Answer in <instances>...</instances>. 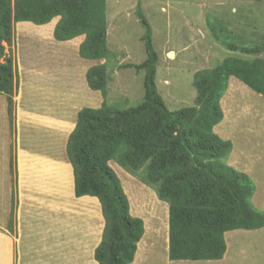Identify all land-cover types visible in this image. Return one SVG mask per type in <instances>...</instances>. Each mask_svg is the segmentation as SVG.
<instances>
[{
	"label": "trees",
	"instance_id": "1",
	"mask_svg": "<svg viewBox=\"0 0 264 264\" xmlns=\"http://www.w3.org/2000/svg\"><path fill=\"white\" fill-rule=\"evenodd\" d=\"M143 26L140 37L145 58L125 67L144 71L143 99L134 106L115 109L107 104L105 62L86 70L92 90L101 92L98 108L82 107L68 136L66 153L73 167L76 196H96L105 221L100 242L94 249L97 264H130L143 222L129 212V203L109 161L152 187L156 197L168 204V247L170 260H218L226 244L224 232L264 226V211L251 203L253 181L226 163L230 140L220 138L213 126L222 119L220 98L234 76L264 98V40L252 46L226 44L231 51L252 58L227 55L214 67L194 72V105L170 110L155 83L157 52L151 28L140 9L135 11ZM58 17L53 37L64 41L84 35L78 47L81 57L108 56L105 0H0V93L6 96V112L14 131L18 74L13 50L14 24L36 25ZM213 31V27H211ZM184 136L185 142L182 141ZM13 172V159L11 161ZM15 199L12 191L8 228L14 225Z\"/></svg>",
	"mask_w": 264,
	"mask_h": 264
},
{
	"label": "crops",
	"instance_id": "2",
	"mask_svg": "<svg viewBox=\"0 0 264 264\" xmlns=\"http://www.w3.org/2000/svg\"><path fill=\"white\" fill-rule=\"evenodd\" d=\"M57 20H58V17H54L50 21L51 24L48 22V23H45L43 25L42 24L36 25L30 21H19V22H16L14 24V35H15V28H16L17 29L16 33H17L18 37L27 38L29 35L30 36H32V35L38 36V37L40 36L39 38L36 37V39L37 40L39 39L38 42H42L41 44H44L42 46L45 47L46 44H48V42L50 44L47 45V48L46 47L42 48V46L40 44H38V46L34 47V55H35L34 56V58H35L34 63L24 64V66L21 64V65H18V67H17V62H15L17 74H18L17 75L18 76V90L14 96V101H15L14 131H12L10 128L9 119H8V115L6 112V96H5V94L0 93V264H28V262L30 264H42L43 261H44L43 264H48V263H50V264H63V263L64 264H97L96 260L93 257V253H94L95 247L97 246V244L101 240L102 231H103L104 224H105V221H104V218L102 215L101 204H100V201L98 200V198L96 196H90V195L76 196L75 195V193H74L73 167H72V164L70 163L68 156H67V153H66V144H67L68 136L76 124L78 111L82 107L98 108L102 104V98L103 97H102L101 92L98 90L90 89L88 87V85L86 86L87 82L85 79V73H86V70L88 69V67L95 65V64L103 63L105 58L87 59V58H83L79 55L78 47L84 39L83 34L72 38V40L71 39L64 40V41L56 40L53 37V28H54V25L57 22ZM44 26H45V29H44ZM35 27H36V29H35ZM30 28H31V30H33L31 32H36L39 34L30 33ZM37 28L38 29L40 28V31H34V30H37ZM44 30H46V31H44ZM41 31H43L44 33H47V34H44ZM26 33H29V34H26ZM48 36H50V37H48ZM43 37H45V38L42 40ZM46 37H48L49 40L46 39ZM40 39H41V41H40ZM45 39L47 42L45 41ZM52 40H53V43H51ZM65 41H67V42L65 43ZM66 44H67V46H66ZM6 48H8V47L5 44V50H6ZM11 48L13 50V55H14V59H15V53L17 52V50H16V48H14V46H11ZM64 49H66V50H64ZM7 51L8 50H6V52ZM65 53H66V55L70 54L68 56H72V54H74L73 56H75L74 57L75 59L74 58L71 59L72 57L70 58V57L66 56ZM52 59H53V61H52ZM66 59H69L70 62H68V60L66 61ZM57 60H59V63L55 62ZM64 62L65 63L67 62L68 64L66 63V65H65ZM85 62H88V63H85ZM57 64H58V66H57ZM60 64L61 65L63 64V65L61 66ZM32 66H34V67H32ZM37 66H38V68H37ZM21 69H22V71H21ZM52 70H54V71H52ZM66 70H69V71L66 72ZM71 70H73V72ZM29 71H31V72H29ZM80 71H81V73H80ZM60 75L63 77V79L58 80V78H62ZM42 76L43 77L46 76V77H44V79H42L43 78ZM69 77H70L71 81H70ZM28 79H30V80H28ZM37 80H39V81H37ZM34 81H35V84H34ZM44 81H45V83H43ZM50 81H52V82H50ZM48 82L49 83L54 82L53 83L54 85L49 84ZM47 84H49V85H47ZM27 85H30V86H27ZM33 85H34V87H33ZM35 85H37V86H35ZM67 86H68V88H67ZM83 86H84V88H83ZM51 87H53V88H51ZM52 89L54 91H52ZM57 89H58V91H57ZM65 89H66V92L63 91ZM68 89L71 90V92ZM85 89H86V91H85ZM80 91H82V92H80ZM32 92H33V94H32ZM85 92H86V94H89V95L86 96ZM254 92L255 91L253 89H251L249 86L244 84L242 81H240L239 79H237L234 76H230L228 79L226 91L224 92L223 96L220 98V101H219L220 107L222 110V119L216 125L213 126V131L220 138H222L224 140H230L231 141L232 149L226 158V163L228 165L232 166L234 169L245 173L253 181L254 193L251 197V203L253 204V206L256 209H258L260 211H264V132L262 133L259 131L258 132L253 131L256 133L255 134V133H252V131H251V129L253 127L257 128L256 124L258 126H260V127H258L257 130H259V128H261V126H263V128H264V114H262V113H264V110L262 112H260V114H259V108L257 107L255 109V114H254L255 120L252 122L250 121L253 124L247 122V123H249L248 125L250 128H251V125H254V126H252L251 129H249V127H247V124L242 123L244 115L249 114L250 109H246V108H249V105L250 106L253 105L252 101H254V100L252 99L253 97L251 96V94H254ZM255 93H257V92H255ZM49 94H51V95H49ZM27 95L30 97H28ZM54 95H55V97H52ZM43 96H45V97H43ZM89 96L91 97V99ZM244 96L251 98V101H250L251 103L249 105L246 101H244ZM35 97H37L38 99ZM84 97H86V98L88 97V98L86 99ZM257 97H258V95H257ZM24 98H26L28 100H26V99L24 100ZM46 98L48 100L49 99H51V100L46 101ZM31 99L33 101H31ZM35 100H37V101L34 102ZM59 101H61L62 103ZM30 102H33V104ZM49 102H52V103H49ZM37 103H39L40 106L37 105V107H35L36 106L35 104H37ZM76 103H78L79 105ZM93 103L94 104L96 103V104L94 105ZM59 105L61 106V108ZM28 107H30V108H28ZM75 107H77V108H75ZM36 108H38V109H36ZM35 109L37 110V112ZM24 110H26V113H27V111L30 113V117H28L29 113L26 114ZM29 110H31V111H29ZM232 110H234L233 111L234 113L230 112ZM61 111H63V112H61ZM36 113H38V114H36ZM236 113H237V115H236ZM50 114H52L54 117ZM230 114H231V117H233L232 114L236 115L234 117H236L237 121H234L235 118L233 120V122L236 123V125L239 124L238 122L241 121V124H242L241 130H239V125L235 126V128H234V126H232V128H234V130L238 128V130L240 132L238 134V136L235 135L234 130L230 127V125L233 124V122L231 121L232 119L229 120ZM43 116H44V118H43ZM25 117H27V119ZM58 118H60V119H58ZM55 119H57V120H55ZM65 119H67V120H65ZM22 120L23 121L26 120V122H23ZM260 121H262V122H260ZM37 122H40V123H37ZM258 123H260V124H258ZM30 124H31V126H30ZM243 125H246V129L248 128V130H250V131L243 130L244 129ZM40 126H42V128ZM33 127H35V128H33ZM255 128H254V130H255ZM263 128H261V129H263ZM28 130H30V131H28ZM36 130H37V132H36ZM38 130H39V132H38ZM242 130H243V133H244V131L245 132L248 131L252 134V136H249V134L247 132V134H248L247 138L252 137L251 139L249 138V141L246 142L245 138H241ZM45 131H46V133H45ZM28 132H29V134H28ZM49 133H50V135H49ZM36 136L38 138H36ZM25 137H27V140ZM28 137H29V139H28ZM238 137H239V142L237 141ZM40 138H42V139H40ZM50 138H52V139H50ZM60 139H61V141H60ZM242 139H244V141H242ZM34 141H36V142H34ZM240 141H242L243 144ZM20 142H22V143H20ZM42 144H44V145H42ZM47 145L48 146L51 145L52 147H47ZM54 148H56L58 151ZM32 149H34V150H32ZM43 150H45V151H43ZM40 154H42V155L40 156ZM43 155H45V157L48 155L49 157L47 156L45 158ZM41 157L43 159H41ZM53 157H54V159H53ZM36 158H38V159H36ZM12 159H13V172H11V161H12ZM48 160H49V162H48ZM44 163H45V165H44ZM108 163L110 165L113 162H111V160H110ZM48 164H49V166H48ZM51 164H52V166H50ZM46 166L49 169L46 168ZM112 167H114V170H116V165L114 163L112 164ZM53 171H54V173H53ZM53 174H55V175H53ZM44 175H45V177H44ZM125 175L127 178L136 181L132 176H130L126 173H125ZM50 178H52V179L50 180ZM53 178H56V179L54 180ZM57 180H59V181H57ZM34 182H35V184H34ZM134 185L135 186L137 185L136 187L138 189L141 188L140 190L146 189L147 190L146 192H148V198H150V200H152V202H153V199H155V198H153V193L151 191H149L146 186H144L143 184H140L138 182H135ZM58 187L61 189H59ZM12 191L14 193V199H15V211H14L13 229H12V231H10V229L8 228V224H9V217H10V210H11ZM53 191H55V192H53ZM124 191L127 192L125 187H124ZM46 192H48V194H46ZM62 192H64V193H62ZM39 193H41V195ZM37 194H39L40 196ZM52 194L53 195L56 194V195L53 197ZM65 195H67V196L65 197ZM127 197L129 199V196H127ZM60 198H63V199L58 200ZM148 198H147V200H148ZM69 200H71V201H69ZM33 201H34V203H33ZM61 202H63L64 204ZM43 203H45V205ZM155 203L160 204L156 199H155ZM36 205H38V206H36ZM50 205H52V206L50 207ZM162 205H163V210H164V218L162 219V221H163L162 222V225H163L162 228H163L164 240L167 243V247H168V220H167L168 204L166 205L165 203H163ZM35 206L39 207V208H36ZM46 207H47V209H46ZM89 207H91V208H89ZM153 208H154V206L151 203L148 207V211H150V210L153 211L154 210ZM41 209H44V210H41ZM54 209H56L58 211H56ZM38 210H40V211H38ZM129 210H130V208H129ZM55 211H56V213H55ZM64 211H66V212H64ZM152 211H150V212H152ZM62 213L63 214L67 213L69 216L65 214L66 216L64 215L65 216L64 217L62 215ZM43 214H44V216H43ZM131 215H133V214H131ZM137 215L141 216L138 213H137ZM62 216L64 217L65 220L61 219ZM47 218H49L50 220ZM45 222H47V223H45ZM93 222L94 223L96 222V223L94 224ZM70 225H72V226H70ZM143 227H144L143 228V234H142L140 240L137 242L136 251L134 253L133 260L130 264H137L138 249H139V246L141 243H143L144 246L147 245V241H148V237H147L148 234L147 233H148V231L149 232L150 231L151 232H154V231L157 232L156 230H158V229H155L154 227L150 228V226L146 222V219L143 223ZM79 229H80V231H79ZM55 230L58 232L57 235L55 234L56 232H54ZM77 230H78V232H77ZM44 233H48L49 235L48 234L46 235ZM39 234H42V235H39ZM252 234L254 236H252ZM248 236H250L249 238L252 239V241L254 243L255 250H251L249 248V247L253 248V244L248 245L245 243V240L247 239ZM41 238H45V239L43 240ZM59 239H60L61 243H60ZM224 240H225V244H226V250H225V253L223 254L221 259L215 260L218 263L228 264L229 262H234L237 264V262H238V264H240L239 255H242V256H244V259H245V260L243 259L244 260L243 262H247V257H252L249 259L250 260L249 264H251L256 260V258H263L264 257V251L258 249V247L260 245H262L264 242V226L261 228H258V229H234V230L226 231V232H224ZM239 241L244 242L246 244V247H248V248L244 249L241 252H235L234 248L236 246V243ZM43 245L46 246L47 248L44 247ZM35 248H36V250L38 249L37 250L38 252L35 250ZM53 249H56L55 250L56 252H53L54 251ZM44 250L46 252L49 250L48 254L53 252L52 254L55 253L54 255H56V256H54L52 254L48 255L47 253L44 252ZM44 254H46V255H44ZM60 254H62V255H60ZM21 255L23 256V258L21 257ZM42 256L45 258L47 256V258H49L50 260L53 258H57V261H56V259L55 260L53 259L52 261H56V262H52V261L49 262V259L46 258V260H45ZM51 256H52V258H51ZM58 257H60L59 260H58ZM32 258H35V260L30 262V260ZM36 259H38V260H36ZM25 260H27V261H25ZM36 261H37V263H36ZM206 261H212V260H206ZM191 263L195 264L196 262H191Z\"/></svg>",
	"mask_w": 264,
	"mask_h": 264
},
{
	"label": "rangeland",
	"instance_id": "3",
	"mask_svg": "<svg viewBox=\"0 0 264 264\" xmlns=\"http://www.w3.org/2000/svg\"><path fill=\"white\" fill-rule=\"evenodd\" d=\"M105 4L108 48V56L104 59L108 77L106 102L115 109L134 106L144 95V71L124 66L126 63L138 64L145 58L144 44L140 39L143 26L135 15L137 9L142 11L151 28L152 45L158 56L156 88L170 110L194 105L196 91L192 78L195 71L214 67L227 55L235 54L244 58L254 56L231 51L226 44L243 47L264 40V0H105ZM16 32L15 28L13 46L17 50V67L34 63V47L40 42L34 37L30 39V36L18 37ZM6 50L12 48L8 47ZM258 56L264 58V52ZM254 94H251L254 100L252 106L249 105L251 98L244 96V101L249 105L246 109H250L249 114L244 115V124L255 120L257 107L259 114L264 110V98L258 93ZM111 162L116 165V170L112 167L113 163L109 166L114 170L123 191L125 187L127 192L124 193L129 196L127 199L130 214L142 219L143 223L146 219L150 228L158 229L157 232L148 231L147 245L140 244L137 264H222L215 260H184L183 263V260H170L162 228V204L167 203L159 200L154 189L141 181L144 170H139L133 175L114 160ZM125 173L136 181L127 178ZM135 182L146 186L160 204H156L155 199L152 202L148 198L147 190L138 189L137 185H134ZM150 202L154 206V210H150L152 212L148 211ZM249 237L245 243L253 244V248H249L255 250ZM245 243L237 242L234 251L241 252L248 248ZM258 249L264 251V242ZM239 257L240 264H249V259L252 258L247 257V262H243L244 256ZM251 264H264V257L256 258Z\"/></svg>",
	"mask_w": 264,
	"mask_h": 264
},
{
	"label": "bare ground",
	"instance_id": "4",
	"mask_svg": "<svg viewBox=\"0 0 264 264\" xmlns=\"http://www.w3.org/2000/svg\"><path fill=\"white\" fill-rule=\"evenodd\" d=\"M49 23H50V22H49ZM50 24H51V23H50ZM50 24H49V25H50ZM42 25H43V24H42ZM26 27H27V26H26ZM35 29H36V27H35ZM41 29H42V28H41ZM44 29H45V26H44ZM42 30H43V29H42ZM31 31H33V30H31V28H30V33H32V34H39V33L31 32ZM34 31H40V28H39V29L37 28V30H34ZM44 31H46V30H44ZM41 32H43V31H41ZM22 33H23V32H22ZM43 33H44V32H43ZM26 34H29V33H26ZM44 34H47V33H44ZM44 34H43V35H44ZM41 35H42V34H41ZM29 36H30V35H29ZM33 37L36 38V37H38V36H33V35H32V36H30L29 38L32 39ZM39 37H40V36H39ZM39 37H38V38H39ZM48 37H50V36H48ZM48 37H46V39H48ZM44 38H45V37H43L42 40H43ZM46 39H45V41H46ZM36 40H37V39H36ZM48 40H49V39H48ZM71 40H72V39H71ZM38 41H39V39H38ZM40 41H41V39H40ZM54 41H55V40H54ZM43 42H44V41H43ZM46 42H47V41H46ZM46 42H45V43H46ZM66 42H67V41H65V43H66ZM68 42H69V41H68ZM40 43H42V42H40ZM40 43H38V44H40ZM51 43H53V40H52ZM49 44H50V43L48 42V44H46L45 47L47 48V45H49ZM40 45L42 46V45H44V44H40ZM66 46H67V44H66ZM45 47L42 46V48H45ZM67 48H68V47H67ZM67 48H66V49H67ZM66 49H64V50H66ZM67 50H68V49H67ZM47 54H48V53H47ZM67 54H68V53H67ZM170 54H171V53H170ZM65 55H66V53H65ZM68 55H70V54H68ZM68 55H66V56H68ZM73 55H74V54H72V56H68V57H70V58L72 57L71 59H73V58L75 57V56H73ZM30 56H31V55H30ZM53 58H54V57H53ZM57 58H58V57H57ZM57 58H56V59H57ZM74 59H75V58H74ZM32 60H33V59H32ZM67 60H68V62H70L69 59H66V61H67ZM52 61H53V59H52ZM64 61H65V60H64ZM31 62H32V61H31ZM55 62H58V63H59V60H57V61H55ZM66 63H67V62H66ZM66 63L64 62L65 65H66ZM85 63H88V62H85ZM67 64H68V63H67ZM60 65H61V64H60ZM62 65H63V64H62ZM62 65H61V66H62ZM57 66H58V64H57ZM84 66H85V65H84ZM86 66H87V65H86ZM32 67H34V66H32ZM35 67H36V66H35ZM51 67H52V66H51ZM37 68H38V66H37ZM40 68H41V67H40ZM54 68H55V67H54ZM79 68H80V67H79ZM56 69H57V68H56ZM56 69H55V70H56ZM83 69H84V68H83ZM27 70H28V69H27ZM27 70H26V71H27ZM30 70H31V69H30ZM59 70H60V69H59ZM62 70H63V69H62ZM79 70H80V69H79ZM21 71H22V69H21ZM47 71H48V70H47ZM52 71H54V70H52ZM64 71H65V70H64ZM67 71H69V70H66V72H67ZM71 71L73 72V70H71ZM75 71H76V70H75ZM29 72H31V71H29ZM55 72H56V71H55ZM47 73H48V72H47ZM80 73H81V71H80ZM83 73H84V72H83ZM83 73H82V74H83ZM61 74H62V73H61ZM63 74H64V73H63ZM65 74H66V73H65ZM67 74H68V73H67ZM71 74H72V73H71ZM31 75H32V74H31ZM48 75H49V74H48ZM51 75H52V74H51ZM55 75H56V74H55ZM29 76H30V75H29ZM60 76H61V75H60ZM64 76H65V75H64ZM78 76H79V75H78ZM42 77H43V76H42ZM44 77H46V76H44ZM44 77H43L42 79H44ZM61 77H62V76H61ZM65 78H66V77H65ZM65 78H64V79H65ZM30 79H31V78H30ZM30 79H28V80H30ZM42 79H41V80H42ZM48 79H49V78H48ZM59 79H63V77H62V78H58V80H59ZM69 79H70V77H69ZM69 79H68V80H69ZM83 79H84V78H83ZM46 80H47V79H46ZM58 80H57V81H58ZM77 80H78V79H77ZM31 81H32V80H31ZM37 81H39V80H37ZM37 81H36V82H37ZM48 81H49V80H48ZM55 81H56V80H55ZM70 81H71V79H70ZM81 81H82V80H81ZM32 82H33V81H32ZM50 82H52V81H50ZM73 82H74V81H73ZM82 82H83V81H82ZM43 83H45V81H44ZM46 83H47V82H46ZM48 83H49V82H48ZM53 83H54V82H53ZM53 83H49V84H53ZM34 84H35V81H34ZM49 84H47V85H49ZM57 84H58V83H57ZM65 84H66V83H65ZM39 85H40V84H39ZM39 85H38V86H39ZM42 85H43V84H42ZM53 85H54V84H53ZM58 85H59V84H58ZM68 85H69V84H68ZM24 86H25V85H24ZM27 86H30V85H27ZM35 86H37V85H35ZM43 86H44V85H43ZM55 86H56V85H55ZM60 86H61V85H60ZM69 86H70V85H69ZM86 86H87V84H86ZM33 87H34V85H33ZM56 87H57V86H56ZM65 87H66V86H65ZM81 87H82V86H81ZM39 88H40V87H39ZM41 88H42V87H41ZM51 88H53V87H51ZM51 88H50V89H51ZM67 88H68V86H67ZM67 88H66V89H67ZM83 88H84V86H83ZM44 89H45V88H44ZM44 89H43V90H44ZM47 89H48V88H47ZM66 89L63 90V91L66 92ZM239 89H240V88H239ZM68 90H69V89H68ZM87 90H88V89H87ZM89 90H90V89H89ZM40 91H41V90H40ZM40 91H39V92H40ZM52 91H54V90L52 89ZM57 91H58V89H57ZM60 91H61V90H60ZM69 91L71 92V90H69ZM85 91H86V89H85ZM73 92H74V91H73ZM80 92H82V91H80ZM87 92H88V91H87ZM93 92H94V91H93ZM29 93H30V92H29ZM37 93H38V92H37ZM43 93H44V92H43ZM32 94H33V92H32ZM54 94H55V93H54ZM83 94H84V93H83ZM85 94H86V92H85ZM22 95H23V94H22ZM29 95H30V94H29ZM39 95H40V94H39ZM41 95H42V94H41ZM49 95H51V94H49ZM52 95H53V94H52ZM56 95H57V94H56ZM79 95H80V94H79ZM81 95H82V94H81ZM88 95H89V94H86V96H88ZM94 95H95V94H94ZM98 95H99V94H98ZM27 96H28V95H27ZM67 96H68V95H67ZM28 97H30V96H28ZM43 97H45V96H43ZM52 97H55V95L52 96ZM52 97H51V98H52ZM64 97H65V96H64ZM70 97H71V96H70ZM81 97H82V96H81ZM89 97H90V96H89ZM35 98H37V97H35ZM59 98H60V97H59ZM73 98H74V97H73ZM76 98H77V97H76ZM82 98H83V97H82ZM84 98H86V97H84ZM87 98H88V97H87ZM87 98H86V99H87ZM22 99H23V98H22ZM25 99H26V98H24V100H25ZM33 99H34V98H33ZM37 99H38V98H37ZM39 99H40V98H39ZM54 99H55V98H54ZM74 99H75V98H74ZM90 99H91V97H90ZM98 99H99V98H98ZM26 100H28V99H26ZM47 100H48V99L46 98V101H47ZM49 100H51V99H49ZM49 100H48V101H49ZM62 100H63V99H62ZM75 100H76V99H75ZM81 100H82V99H81ZM81 100H80V101H81ZM93 100H94V99H93ZM31 101H33V100L31 99ZM36 101H37V100H35L34 102H36ZM41 102H42V101H41ZM59 102H61V101H59ZM59 102H58V103H59ZM76 102H77V101H76ZM30 103L33 104V102H30ZM42 103H43V102H42ZM42 103H41V104H42ZM49 103H52V102H49ZM53 103H54V102H53ZM61 103H62V102H61ZM79 103H80V102H79ZM96 103H97V102H96ZM96 103H95V104H96ZM47 104H48V103H47ZM55 104H56V103H55ZM76 104H78V103H76ZM83 104H84V103H83ZM93 104H94V103H93ZM95 104H94V105H95ZM23 105H24V104H23ZM35 105H36L35 107H37V105L40 106L39 103H37V104H35ZM42 105H43V104H42ZM52 105H53V104H52ZM56 105H57V104H56ZM78 105H79V104H78ZM94 105H93V106H94ZM27 106H28V105H27ZM31 106H32V105H31ZM46 106H47V105H46ZM46 106H45V107H46ZM49 106H50V105H49ZM59 106H60V105H59ZM20 107H21V106H20ZM51 107H52V106H51ZM28 108H30V107H28ZM58 108H59V107H58ZM58 108H57V109H58ZM60 108H61V106H60ZM75 108H77V107H75ZM21 109H22V108H21ZM33 109H34V108H33ZM36 109H38V108H36ZM36 109H35V110H36ZM47 109H48V108H47ZM49 109H50V108H49ZM57 109H56V110H57ZM78 109H79V108H78ZM230 109H231V108H230ZM50 110H51V109H50ZM58 110H59V109H58ZM21 111H22V110H21ZM24 111H25V113H26V110H24ZM29 111H31V110H29ZM52 111H53V110H52ZM233 111H234V110H232V111H230V112L232 113ZM32 112H33V111H32ZM36 112H37V110H36ZM50 112H51V111H50ZM61 112H63V111H61ZM27 113H29V112L27 111ZM27 113H26V114H27ZM48 113H49V112H48ZM57 113H58V112H57ZM233 113H234V112H233ZM36 114H38V113H36ZM20 115H21V114H20ZM34 115H35V114H34ZM50 115H52V114H50ZM54 115H55V114H54ZM232 115H233V117H231V114H230V119H229V120L232 119L231 121L233 122V120H234V118H235L234 121H237V120H236V117H234V116L237 115V113H236V115H235V114H232ZM52 116H53V115H52ZM72 116H73V115H72ZM28 117H30V113H29ZM31 117H32V116H31ZM34 117H35V116H34ZM47 117H48V116H47ZM49 117H50V116H49ZM53 117H54V116H53ZM22 118H23V117H22ZM25 118L27 119V117H25ZM25 118H24V119H25ZM43 118H44V116H43ZM45 118H46V117H45ZM238 118H239V117H238ZM246 118H247V116H246ZM58 119H60V118H58ZM63 119H64V118H63ZM71 119H72V118H71ZM19 120H20V119H19ZM29 120H30V119H29ZM50 120H51V119H50ZM50 120H49V121H50ZM52 120H53V119H52ZM55 120H57V119H55ZM65 120H67V119H65ZM240 120H241V119H240ZM247 120H249V119H247ZM22 121H23V120H22ZM33 121H34V120H33ZM61 121H62V120H61ZM244 121H245V117H244V120H242V123H243V124H244ZM250 121L252 122V120H250ZM250 121H248V122L251 123ZM23 122H26V120L23 121ZM53 122H54V121H53ZM260 122H262V121H260ZM37 123H40V122H37ZM45 123H46V122H45ZM60 123H61V122H60ZM238 123H239V124H237V125H239V130H241V128H242V127H241V126H242L241 121L238 122ZM249 123H246V122H245V124H247V127H249V125H248ZM25 124H26V123H25ZM42 124H43V123H42ZM50 124H51V123H50ZM62 124H63V123H62ZM62 124H61V125H62ZM231 124H232V123H231ZM234 124H235V125H234ZM251 124H253V123H251ZM258 124H260V123H258ZM18 125H19V124H18ZM26 125H27V124H26ZM51 125H52V124H51ZM59 125H60V124H59ZM63 125H64V124H63ZM63 125H62V126H63ZM237 125H236V123L233 122V124L230 125V127L232 128V126H234V128H235V126H237ZM20 126H21V125H20ZM30 126H31V124H30ZM34 126H35V125H34ZM53 126H54V125H53ZM243 126H244V125H243ZM252 126H254V125H251V128H252ZM256 126H257V128L253 127L252 129L249 127V129H251L252 133H255V132H258V131H259V132H262V133L264 132V131H263V130H264L263 126H261V128H263V129L259 128V130H257V129H258V127H260V126H258L257 124H256ZM28 127H29V126H28ZM35 127H36V126H35ZM35 127H33V128H35ZM40 127L42 128V126H40ZM45 127H46V126H45ZM48 127H49V126H48ZM55 127H56V126H55ZM67 127H68V126H67ZM36 128H37V127H36ZM43 128H44V127H43ZM51 128H52V127H51ZM62 128H63V127H62ZM64 128H65V127H64ZM234 128H232V129L234 130ZM254 128H255V130H254ZM19 129H20V128H19ZM52 129H53V128H52ZM55 129H56V128H55ZM260 129H261V130H260ZM31 130H32V129H31ZM39 130H40V129H39ZM39 130H38V132H39ZM239 130H238V128L234 130L235 135L238 136V134L240 133ZM243 130H248V128L246 129V126H245V128H244ZM243 130H242L241 138H245V140H246V142H247V141H249V138H250V139L252 138V137H248V138H247V135L249 134V136H252V134H251L250 132H248V131H250V130L247 131L248 134H247V132H245V131H244V133H243ZM26 131H27V130H26ZM28 131H30V130H28ZM253 131H255V132H253ZM36 132H37V130H36ZM51 132H52V131H51ZM45 133H46V131H45ZM55 133H56V132H55ZM58 133H59V132H58ZM58 133H57V134H58ZM232 133H233V132H232ZM245 133H246V134H245ZM28 134H29V132H28ZM255 134H256V133H255ZM257 134H258V133H257ZM35 135H36V134H35ZM46 135H47V134H46ZM49 135H50V133H49ZM62 135H63V134H62ZM262 135H263V134H262ZM25 136H26V135H25ZM39 136H40V135H39ZM42 136H43V135H42ZM56 136H57V135H56ZM58 136H59V135H58ZM237 136H236V137H237ZM22 137H23V136H22ZM48 137H49V136H48ZM51 137H52V136H51ZM54 137H55V136H54ZM54 137H53V138H54ZM25 138H26V140H27V137H25ZM36 138H38V137L36 136ZM46 138H47V137H46ZM55 138H56V137H55ZM28 139H29V137H28ZM40 139H42V138H40ZM40 139H39V140H40ZM43 139H44V138H43ZM50 139H52V138H50ZM56 139H57V138H56ZM236 139H237V138H236ZM19 140H20V139H19ZM26 140H25V141H26ZM58 140H59V139H58ZM62 140H63V139H62ZM60 141H61V139H60ZM237 141L239 142V137H238V140H237ZM242 141H244V139H242ZM242 141H240V142H242ZM23 142H24V141H23ZM34 142H36V141H34ZM34 142H33V143H34ZM48 142H49V141H48ZM50 142H51V141H50ZM55 142H56V141H55ZM20 143H22V142H20ZM33 143H32V144H33ZM40 143H41V142H40ZM53 143H54V142H53ZM61 143H62V142H61ZM28 144H29V143H28ZM28 144H27V145H28ZM47 144H48V143H47ZM57 144H58V143H57ZM242 144H243V142H242ZM30 145H31V144H30ZM34 145H35V144H34ZM37 145H38V144H37ZM42 145H44V144H42ZM36 147H37V146H36ZM43 147H44V146H43ZM47 147H52V146H51V145H50V146L47 145ZM60 147H61V146H60ZM238 147H239V146H238ZM39 148H40V147H39ZM41 148H42V147H41ZM29 149H30V148H29ZM29 149H28V150H29ZM51 149H52V148H51ZM54 149H56V148H54ZM254 149H255V148H254ZM26 150H27V149H26ZM30 150H31V149H30ZM32 150H34V149H32ZM38 150H39V149H38ZM47 150H48V149H47ZM47 150H46V151H47ZM56 150H57V149H56ZM236 150H237V149H236ZM39 151H40V150H39ZM43 151H45V150H43ZM57 151H58V150H57ZM59 151H60V150H59ZM32 152H33V151H32ZM50 152H51V151H50ZM50 152H49V153H50ZM22 153H23V152H22ZM44 153H45V152H44ZM57 153H58V152H57ZM31 154H32V153H31ZM46 154H47V153H46ZM20 155H21V154H20ZM41 155H42V154H40V156H41ZM43 156L45 157V155H43ZM43 156H42V157H43ZM47 156H48V155H47ZM47 156H46V157H47ZM42 157H41V159H43ZM46 157H45V158H46ZM48 157H49V156H48ZM38 158H39V157H38ZM38 158H36V159H38ZM231 158H232V157H231ZM53 159H54V157H53ZM238 159H239V158H238ZM242 159H243V158H242ZM44 162H45V161H44ZM48 162H49V160H48ZM48 162H47V163H48ZM52 162H53V161H52ZM55 163H56V162H55ZM55 163H54V164H55ZM52 164H53V163H52ZM52 164H51L50 166H52ZM44 165H45V163H44ZM29 166H30V165H29ZM48 166H49V164H48ZM46 168H48V167L46 166ZM50 168H51V167H50ZM48 169H49V168H48ZM57 169H58V168H57ZM34 170H35V169H34ZM34 170H33V171H34ZM46 170H47V169H46ZM53 170H54V169H53ZM48 171H49V170H48ZM50 171H51V170H50ZM57 171H58V170H57ZM53 173H54V171H53ZM56 174H57V173H56ZM48 175H49V174H48ZM53 175H55V174H53ZM44 177H45V175H44ZM47 178H48V177H47ZM34 179H35V178H34ZM34 179H33V180H34ZM51 179H52V178H50V180H51ZM53 179L55 180L56 178H53ZM54 180H53V181H54ZM57 181H59V180H57ZM57 181H56V182H57ZM61 181H62V180H61ZM56 182H55V183H56ZM52 183H53V182H52ZM59 183H60V182H59ZM34 184H35V182H34ZM58 185H59V184H58ZM52 186H53V185H52ZM58 188H59V187H58ZM59 189H61V188H59ZM56 190H57V189H56ZM61 191H62V190H61ZM63 191H64V190H63ZM49 192H50V191H49ZM51 192H52V191H51ZM53 192H55V191H53ZM58 193H59V192H58ZM62 193H64V192H62ZM39 194L41 195V193H39ZM39 194H37V195H39ZM46 194H48V192H46ZM50 194H51V193H50ZM40 195H39V196H40ZM52 195H53V194H52ZM52 195H51V196H52ZM55 195H56V194H55ZM55 195H53V197H54ZM51 196H50V197H51ZM66 196H67V195H65V197H66ZM259 196H260V195H259ZM50 197H49V198H50ZM41 199H42V198H41ZM61 199H63V198H60V199H58V200H61ZM55 200H56V199H55ZM38 201H39V200H38ZM69 201H71V200H69ZM91 201H92V200H91ZM88 202H89V201H88ZM33 203H34V201H33ZM41 203H42V202H41ZM61 203H63V202H61ZM91 203H92V202H91ZM91 203H90V204H91ZM43 204L45 205V203H43ZM63 204H64V203H63ZM63 204H62V205H63ZM65 204H66V203H65ZM68 204H69V203H68ZM70 204H71V203H70ZM73 204H74V203H73ZM54 205H55V204H54ZM36 206H38V205H36ZM36 206H35V207H36ZM51 206H52V205H50V207H51ZM32 207H33V206H32ZM79 207H80V206H79ZM36 208H39V207H36ZM36 208H35V209H36ZM89 208H91V207H89ZM46 209H47V207H46ZM48 209H49V208H48ZM27 210H28V209H27ZM29 210H30V209H29ZM41 210H44V209H41ZM54 210H56V209H54ZM38 211H40V210H38ZM56 211H58V210H56ZM56 211H55V213H56ZM36 212H37V211H36ZM51 212H52V211H51ZM53 212H54V211H53ZM64 212H66V211H64ZM43 213H44V212H43ZM67 213H68V212H67ZM67 213H65V214L68 215ZM65 214L62 213L63 216H64ZM87 214H88V213H87ZM20 215H21V214H20ZM23 215H24V214H23ZM45 215H46V214H45ZM47 215H48V214H47ZM66 215H65V216H66ZM72 215H73V214H72ZM72 215H71V216H72ZM92 215H93V214H92ZM41 216H42V215H41ZM43 216H44V214H43ZM60 216H61V215H60ZM63 216L61 217V219H64L65 216H64V217H63ZM68 216H69V215H68ZM47 217H48V216H47ZM87 217H88V216H87ZM90 217H91V216H90ZM53 218H54V217H53ZM74 218H75V217H74ZM47 219H49V218H47ZM47 219H46V220H47ZM91 219H92V218H91ZM49 220H50V219H49ZM64 220H65V219H64ZM47 221H48V220H47ZM70 221H71V220H70ZM45 223H47V222H45ZM93 223H94V222H93ZM95 223H96V222H95ZM95 223H94V224H95ZM89 225H90V224H89ZM51 226H52V225H51ZM70 226H72V225H70ZM70 226H69V227H70ZM74 226H75V225H74ZM43 228H44V227H43ZM50 229H51V228H50ZM80 229H81V228H80ZM80 229H79V231H80ZM56 230H57V229H56ZM56 230H55L54 232H56L55 234L57 235L58 232H57ZM87 230H88V229H87ZM59 231H60V230H59ZM77 232H78V230H77ZM63 233H64V232H63ZM65 233H66V232H65ZM82 233H83V232H82ZM82 233H81V234H82ZM44 234L47 235L48 233H44ZM59 234H60V233H59ZM83 234H84V233H83ZM39 235H42V234H39ZM48 235H49V234H48ZM60 235H61V234H60ZM69 236H70V235H69ZM74 236H75V235H74ZM55 237H56V236H55ZM61 237H62V236H61ZM39 238H40V237H39ZM62 238H63V237H62ZM41 239L44 240L45 238H41ZM43 240H42V241H43ZM50 240H51V239H50ZM59 241H60V239H59ZM60 243H61V241H60ZM43 246H44V245H43ZM44 247H46V246H44ZM44 247H43V248H44ZM48 247H49V246H48ZM43 248H42V249H43ZM46 248H47V247H46ZM35 250H36V248H35ZM37 250H38V249H37ZM37 250H36V251H37ZM51 250H52V249H51ZM53 250H54L53 252H56V251H55L56 249H53ZM37 252H38V251H37ZM44 252L48 254L49 250H48L47 252L44 250ZM53 252H52V253H53ZM29 253H30V252H29ZM52 253H49V254H52ZM38 254H39V253H38ZM49 254H48V255H49ZM54 254H55V253H54ZM54 254H52V255H54ZM23 255H24V254H23ZM44 255H46V254H44ZM60 255H62V254H60ZM54 256H56V255H54ZM54 256H53V257H54ZM21 257L23 258L22 255H21ZM42 257H43V256H42ZM43 258L46 260L47 256H46V258H45V257H43ZM51 258H52V256H51ZM59 258H60V257H58V260H59ZM47 259H49V258H47ZM53 259H54V260L56 259V261H57V258H53ZM53 259H51V260L49 259V262L52 261ZM33 260H35V258H33ZM36 260H38V259H36ZM25 261H27V260H25ZM42 261H43V260H42ZM47 261H48V260H47ZM56 261H52V262H56ZM185 261H186V260H185ZM185 261L183 260V261H181V262L183 263V262H185ZM187 261H189V260H187ZM30 262H31V260H30ZM32 263H33V262H32ZM36 263H37V261H36ZM40 263H41V262H40ZM43 263H44V261H43ZM43 263H42V264H43ZM196 263H197V262H196ZM28 264H30V263L28 262ZM48 264H50V263H48ZM63 264H64V263H63Z\"/></svg>",
	"mask_w": 264,
	"mask_h": 264
},
{
	"label": "water",
	"instance_id": "5",
	"mask_svg": "<svg viewBox=\"0 0 264 264\" xmlns=\"http://www.w3.org/2000/svg\"><path fill=\"white\" fill-rule=\"evenodd\" d=\"M182 141L185 142L184 136L182 137Z\"/></svg>",
	"mask_w": 264,
	"mask_h": 264
}]
</instances>
